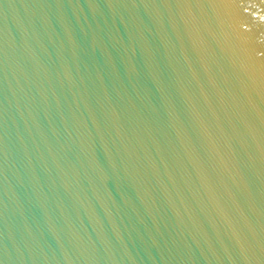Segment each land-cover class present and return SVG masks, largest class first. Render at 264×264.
Returning <instances> with one entry per match:
<instances>
[{
	"label": "water",
	"instance_id": "obj_1",
	"mask_svg": "<svg viewBox=\"0 0 264 264\" xmlns=\"http://www.w3.org/2000/svg\"><path fill=\"white\" fill-rule=\"evenodd\" d=\"M0 264H264V0H0Z\"/></svg>",
	"mask_w": 264,
	"mask_h": 264
}]
</instances>
